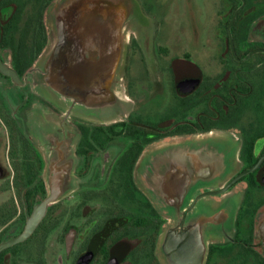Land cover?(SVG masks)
<instances>
[{
	"label": "flooded vegetation",
	"instance_id": "obj_1",
	"mask_svg": "<svg viewBox=\"0 0 264 264\" xmlns=\"http://www.w3.org/2000/svg\"><path fill=\"white\" fill-rule=\"evenodd\" d=\"M124 1L0 5V243L71 190L0 264H264V0H183L173 44Z\"/></svg>",
	"mask_w": 264,
	"mask_h": 264
},
{
	"label": "rangeland",
	"instance_id": "obj_2",
	"mask_svg": "<svg viewBox=\"0 0 264 264\" xmlns=\"http://www.w3.org/2000/svg\"><path fill=\"white\" fill-rule=\"evenodd\" d=\"M139 7L140 17H148L152 21V30H143L145 26L141 19L142 31H151L149 35L150 44L157 40L166 39L165 44H173L175 41L188 38L186 33H192L193 30L188 24V14L184 10L183 0H135ZM146 8H151V14L146 13ZM160 22L159 25L155 24ZM158 28V29H157ZM156 29L159 34L156 36ZM199 35V31H198Z\"/></svg>",
	"mask_w": 264,
	"mask_h": 264
},
{
	"label": "water",
	"instance_id": "obj_3",
	"mask_svg": "<svg viewBox=\"0 0 264 264\" xmlns=\"http://www.w3.org/2000/svg\"><path fill=\"white\" fill-rule=\"evenodd\" d=\"M102 4H103L102 5V7H103L104 3H102ZM128 4H127V7H128ZM120 6L125 7L123 4H121ZM115 21L112 20V19L110 20L111 23H115ZM85 23L86 22L84 21V24ZM87 23H90V22H87ZM84 28H85L84 31H86L87 30L86 26ZM90 28H91V23H90ZM121 29L119 27L117 29L114 26V27H110L109 31H110V34L112 35L115 31L118 34ZM121 33H122V36L126 38V36H125L126 30L122 29ZM69 68L70 69H68V72L62 76V79L64 80V82L71 83L72 86H78V85L81 86V87L86 86L87 83H88V80L90 78L88 77L89 78L88 79V78H83V76L79 77V75H74L73 74L74 63H72ZM82 69H84L86 71H89V68H87V64H85L82 67ZM78 70H79L78 72L81 71L80 69H78ZM2 71L5 72V73H9L10 72L9 70H7L5 68L4 69L2 68ZM74 73H76V72H74ZM63 183H64V179H62L58 175L57 176L54 175V174L50 175V179H49V184L50 185H49V189H48V193H47L46 197L41 199L37 203H35L31 214L27 218L26 225H25V228L22 231V233L20 235H18L17 237L13 238V239L2 241L0 243V250L5 248V247H7V246H9V245H11V244H13L14 242L23 240L26 237H28L30 235V233L33 231L34 227L40 221V219L42 218L44 213L46 212V209H47L48 205H50L51 203H54L58 199L66 196L68 193H70V191H71L70 188H66L63 185ZM216 192H218V191H216Z\"/></svg>",
	"mask_w": 264,
	"mask_h": 264
},
{
	"label": "trees",
	"instance_id": "obj_4",
	"mask_svg": "<svg viewBox=\"0 0 264 264\" xmlns=\"http://www.w3.org/2000/svg\"><path fill=\"white\" fill-rule=\"evenodd\" d=\"M14 1H17V0H14ZM18 1H21L22 2V0H18ZM11 2H13V0H0V5L3 7H7L8 9H9V7H10V4L9 3H11ZM20 7H21V4H20ZM5 9L4 10V13H3V15H5V17L4 18H1V23H3L4 25H5V27H8L10 24H9V22L7 21V19H6V17H7V11H8V9ZM19 12V11H18ZM15 19H14V21H13V24H16V23H18V17L20 16V14H18V13H15ZM10 23H11V21H10Z\"/></svg>",
	"mask_w": 264,
	"mask_h": 264
}]
</instances>
